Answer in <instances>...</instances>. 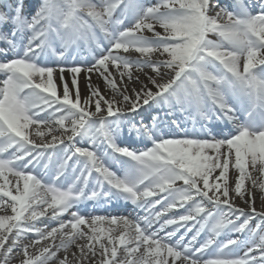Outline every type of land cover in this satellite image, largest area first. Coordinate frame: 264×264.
Returning a JSON list of instances; mask_svg holds the SVG:
<instances>
[{
    "label": "snow or ice",
    "instance_id": "snow-or-ice-1",
    "mask_svg": "<svg viewBox=\"0 0 264 264\" xmlns=\"http://www.w3.org/2000/svg\"><path fill=\"white\" fill-rule=\"evenodd\" d=\"M0 43L3 264H264V0H0Z\"/></svg>",
    "mask_w": 264,
    "mask_h": 264
},
{
    "label": "bare ground",
    "instance_id": "bare-ground-1",
    "mask_svg": "<svg viewBox=\"0 0 264 264\" xmlns=\"http://www.w3.org/2000/svg\"><path fill=\"white\" fill-rule=\"evenodd\" d=\"M149 2H154V0H149ZM228 0H222V3H227ZM159 30V29H157ZM146 35H151L150 33H146ZM211 39H216L215 36H210ZM1 47H5L6 45H4L3 43H0ZM0 59H3V57H0ZM55 59V58H53ZM91 59V55H89L87 49H84L81 53H73L71 56L68 57L67 62H61V64L63 66L66 67H70L72 66L76 61H84V60H90ZM56 66V65H54ZM57 73H54V78L57 76ZM65 79L68 81L69 85L71 86V78H72V74L65 71L64 73ZM85 76L86 73L85 72H81L80 74H78V80L80 83V90H81V96L84 97L88 94V89L86 88V80H85ZM2 75H0V79H2ZM143 79V77H141ZM91 80L92 83L95 85H99L101 91L105 94V95H109L110 94V90H105V84L102 80V78L98 79V74L97 73H92L91 74ZM56 83L58 85H60V81L57 79ZM152 115H156V113H152ZM162 115V114H161ZM177 118L180 120L181 122V129L177 130L175 129V126H173L172 129H165L166 132H170L172 134L175 135H183L184 130H186L188 133L192 134L193 133V122L190 119H185L184 117L180 116L179 114H177ZM139 119V117L137 118ZM145 122L148 124H151L152 121L151 119L148 117V115L146 114L145 116ZM200 131V125L197 124L196 125V132L199 133ZM35 138V137H33ZM121 141L124 144H128L133 148H143L144 144H142L139 139L136 138L135 133H131V135L129 136L127 129L125 130L124 134L121 136ZM148 146H151L150 142H147ZM251 170V169H250ZM230 182L234 184V179H235V175L236 173L234 172V170H232L230 168ZM254 176H258L257 173H253ZM10 179L14 178L9 177ZM264 181V178H258L257 179V185L252 188L251 186V182L250 181H246V186L252 188V196L248 197L246 196L245 199H253L254 198V203L252 206L255 207L256 212H261L264 211V190H262L259 187V184ZM235 205L239 208H243L245 209V211H249L250 207L248 204L244 203L243 199L237 198L235 200ZM81 211L82 212H86V213H91L92 215H106V216H112V215H116V216H120V215H124L130 212H133L134 209V205H132L130 202H124V201H113L111 203H96L94 201H88L85 204H82L81 206ZM139 215H144L143 211L137 209L136 210ZM0 214H8L11 215V210L8 209L6 212H2L0 211ZM67 215V214H66ZM261 221L259 220V218H253L250 221L251 227L255 228L257 224H260ZM56 226V225H53ZM100 227H104V228H109V227H117V226H111L108 225L107 223H102L99 225ZM87 230V229H85ZM183 231V229L181 230ZM210 234V228L206 230V232L201 233V237L206 239L207 236ZM113 235H118L117 233H113ZM228 235H232L233 238H236L237 235H240L241 238H243L242 234H234V233H228ZM34 237L30 234L29 235V239H33ZM225 233H221V236L218 237V240H223L225 239ZM249 238L250 235H249ZM28 242V241H25ZM47 242L45 241H41L40 245H38V247H43ZM56 243H59V240L56 241ZM77 243H84V241H77ZM36 249H30L31 253H35ZM122 251L120 253H118V255H122ZM58 256L63 257L64 256V252L61 251L59 253H57ZM205 258H210V257H205ZM23 259L22 255H16L15 253H13V258L9 260V264H20V261ZM0 264H3L2 259H0ZM50 264H55V261L50 262ZM177 264H179V262H177Z\"/></svg>",
    "mask_w": 264,
    "mask_h": 264
}]
</instances>
